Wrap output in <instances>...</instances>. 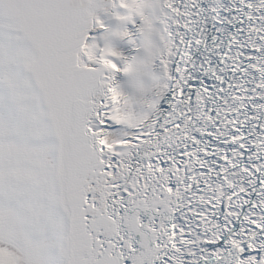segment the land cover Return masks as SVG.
Wrapping results in <instances>:
<instances>
[{
    "label": "snow or ice",
    "instance_id": "obj_1",
    "mask_svg": "<svg viewBox=\"0 0 264 264\" xmlns=\"http://www.w3.org/2000/svg\"><path fill=\"white\" fill-rule=\"evenodd\" d=\"M0 264H264V0H0Z\"/></svg>",
    "mask_w": 264,
    "mask_h": 264
}]
</instances>
